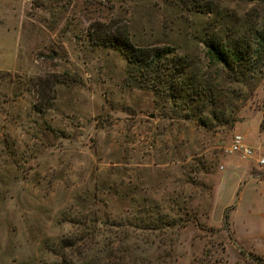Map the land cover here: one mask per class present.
<instances>
[{
  "label": "rangeland",
  "instance_id": "1",
  "mask_svg": "<svg viewBox=\"0 0 264 264\" xmlns=\"http://www.w3.org/2000/svg\"><path fill=\"white\" fill-rule=\"evenodd\" d=\"M111 29L205 100L91 39ZM233 39L247 71L208 56ZM261 158L264 0H0V264H264Z\"/></svg>",
  "mask_w": 264,
  "mask_h": 264
},
{
  "label": "trees",
  "instance_id": "2",
  "mask_svg": "<svg viewBox=\"0 0 264 264\" xmlns=\"http://www.w3.org/2000/svg\"><path fill=\"white\" fill-rule=\"evenodd\" d=\"M200 8H202L201 5ZM90 36L100 46L111 47L122 53L129 64L141 73V77H146L147 84L157 88L164 87L163 90L172 100L181 98L186 104L205 100L204 87L187 80L186 68L179 69V65H174L173 68L166 66L164 61L172 55L170 48L137 45L127 33L120 30H108L106 36L99 37L97 33H91ZM243 45L238 41L229 46L224 40H211L206 47L211 61L225 66L231 72H234L237 67L244 72L247 71L244 61L249 54Z\"/></svg>",
  "mask_w": 264,
  "mask_h": 264
},
{
  "label": "built area",
  "instance_id": "3",
  "mask_svg": "<svg viewBox=\"0 0 264 264\" xmlns=\"http://www.w3.org/2000/svg\"><path fill=\"white\" fill-rule=\"evenodd\" d=\"M227 152L229 154H236L243 160L253 158L256 155V151L249 147L240 135L234 137L232 145ZM258 162L260 165H264V158L259 159Z\"/></svg>",
  "mask_w": 264,
  "mask_h": 264
},
{
  "label": "crops",
  "instance_id": "4",
  "mask_svg": "<svg viewBox=\"0 0 264 264\" xmlns=\"http://www.w3.org/2000/svg\"><path fill=\"white\" fill-rule=\"evenodd\" d=\"M257 162H258V160H257Z\"/></svg>",
  "mask_w": 264,
  "mask_h": 264
}]
</instances>
